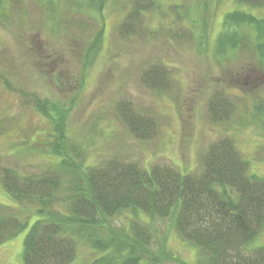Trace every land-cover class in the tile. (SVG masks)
I'll return each instance as SVG.
<instances>
[{
  "label": "rangeland",
  "instance_id": "obj_1",
  "mask_svg": "<svg viewBox=\"0 0 264 264\" xmlns=\"http://www.w3.org/2000/svg\"><path fill=\"white\" fill-rule=\"evenodd\" d=\"M234 10L256 21L225 26ZM128 13L131 25L122 31ZM258 20L264 22V8L236 0H101L98 6L0 0V169L28 174L56 161L47 144L51 123L62 119L66 144L88 164L116 156L199 178L203 154L227 138L248 160L247 175L264 177V23ZM218 92L222 99L213 98ZM127 107L137 122L150 121L140 139L122 122ZM1 204L8 206L3 212L29 215L27 203H14L0 183ZM35 218L0 244V264H22ZM133 218L126 212L113 224ZM139 219L154 229L164 264H200L170 218L153 221L141 213ZM253 245H264V227ZM100 255L80 247L75 264Z\"/></svg>",
  "mask_w": 264,
  "mask_h": 264
},
{
  "label": "trees",
  "instance_id": "obj_2",
  "mask_svg": "<svg viewBox=\"0 0 264 264\" xmlns=\"http://www.w3.org/2000/svg\"><path fill=\"white\" fill-rule=\"evenodd\" d=\"M91 3L99 5L97 0ZM236 3L264 8V0ZM133 13L119 29L127 30ZM242 13L226 14L225 26L256 21ZM213 98L223 96L218 92ZM40 106L47 117V109ZM129 108L120 110L122 122L140 139L150 121L137 122ZM51 125L47 145L56 161L28 174L0 169L3 190L14 203H27L29 213L20 217L3 212L8 206L0 205V244L37 217L23 240L22 264H75L80 247L101 254L88 264H164L167 255L163 248L154 249L155 231L142 223L141 213L153 221L170 218L179 237L199 252L200 264H264V245H253L264 227V177L247 175L248 160L228 144L230 139L211 144L202 157V174L194 178L170 165L145 169L116 156L88 164L81 151L66 144L63 120ZM126 212L137 218L116 227L114 218Z\"/></svg>",
  "mask_w": 264,
  "mask_h": 264
}]
</instances>
